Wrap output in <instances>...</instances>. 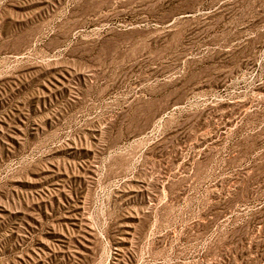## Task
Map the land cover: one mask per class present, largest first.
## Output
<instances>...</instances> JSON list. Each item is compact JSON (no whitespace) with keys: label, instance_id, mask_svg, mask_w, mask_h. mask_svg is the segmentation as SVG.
<instances>
[{"label":"rangeland","instance_id":"rangeland-1","mask_svg":"<svg viewBox=\"0 0 264 264\" xmlns=\"http://www.w3.org/2000/svg\"><path fill=\"white\" fill-rule=\"evenodd\" d=\"M0 264H264V0H0Z\"/></svg>","mask_w":264,"mask_h":264}]
</instances>
